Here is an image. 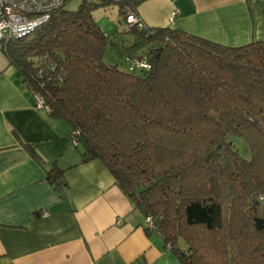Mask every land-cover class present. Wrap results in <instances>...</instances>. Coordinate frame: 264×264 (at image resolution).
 <instances>
[{"label": "trees", "instance_id": "1", "mask_svg": "<svg viewBox=\"0 0 264 264\" xmlns=\"http://www.w3.org/2000/svg\"><path fill=\"white\" fill-rule=\"evenodd\" d=\"M69 1L5 49L34 101L68 123L80 163L102 162L144 231L181 264H264V40L232 47L128 26L136 44L121 54L123 70L102 61L96 6L65 11ZM102 1L125 20L124 7L137 16L147 0ZM134 58L150 68L130 72ZM233 135L248 143L250 161ZM46 179L64 194V170L52 166Z\"/></svg>", "mask_w": 264, "mask_h": 264}, {"label": "crops", "instance_id": "2", "mask_svg": "<svg viewBox=\"0 0 264 264\" xmlns=\"http://www.w3.org/2000/svg\"><path fill=\"white\" fill-rule=\"evenodd\" d=\"M137 16L225 46L264 40V0H147ZM8 64L0 57V264H181L104 164L80 163L68 123L37 108ZM52 166L64 194L46 179Z\"/></svg>", "mask_w": 264, "mask_h": 264}, {"label": "built area", "instance_id": "3", "mask_svg": "<svg viewBox=\"0 0 264 264\" xmlns=\"http://www.w3.org/2000/svg\"><path fill=\"white\" fill-rule=\"evenodd\" d=\"M67 0H0V55L4 54L7 45L11 41L23 39L31 35L38 27L43 25L50 13L60 7ZM125 24L137 26L139 30L148 28L141 22L128 7L123 8ZM179 14L178 11L171 13V20ZM150 68L146 59H131L129 71L136 69L148 70ZM36 107H43V100L35 98ZM75 146L76 143L72 142ZM151 227L150 222L148 223Z\"/></svg>", "mask_w": 264, "mask_h": 264}, {"label": "rangeland", "instance_id": "4", "mask_svg": "<svg viewBox=\"0 0 264 264\" xmlns=\"http://www.w3.org/2000/svg\"><path fill=\"white\" fill-rule=\"evenodd\" d=\"M82 3L96 6L91 15L97 26L107 37L102 61L108 65H118L119 68L124 70L126 67L122 63L121 54L136 44V38L128 33V26L122 18L119 7L114 3H109L108 6H105L102 0H70L64 6V10L76 11ZM148 49V46L135 49L134 54L140 55ZM0 57L3 59L5 55L1 54ZM229 142L232 143L233 148L242 159L251 160V150L244 138L233 135L229 137ZM178 244L179 246H184L181 239L178 240Z\"/></svg>", "mask_w": 264, "mask_h": 264}]
</instances>
